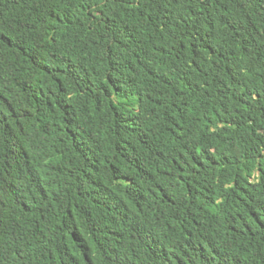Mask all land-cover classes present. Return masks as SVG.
Returning a JSON list of instances; mask_svg holds the SVG:
<instances>
[{
  "label": "trees",
  "instance_id": "16d2710c",
  "mask_svg": "<svg viewBox=\"0 0 264 264\" xmlns=\"http://www.w3.org/2000/svg\"><path fill=\"white\" fill-rule=\"evenodd\" d=\"M0 264H264V0H0Z\"/></svg>",
  "mask_w": 264,
  "mask_h": 264
}]
</instances>
